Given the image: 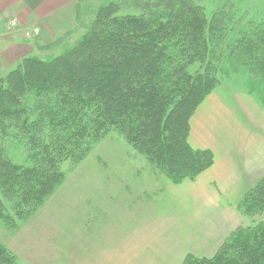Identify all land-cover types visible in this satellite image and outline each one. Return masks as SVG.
<instances>
[{
    "label": "rangeland",
    "instance_id": "obj_1",
    "mask_svg": "<svg viewBox=\"0 0 264 264\" xmlns=\"http://www.w3.org/2000/svg\"><path fill=\"white\" fill-rule=\"evenodd\" d=\"M147 2L80 0L71 31L49 41L28 40L32 53L12 67L0 65V77L25 58L47 61L63 54L100 18L140 17ZM180 2L197 9L208 26L204 58L185 72L217 80L190 120L215 135L248 131L264 139V80L235 51L238 39L264 38V0ZM47 99L51 101L41 98L43 106ZM27 104L25 115L0 127V163L48 169V177L54 178L32 195H27L32 191L27 179H14L23 203L17 192H6L0 168V264H191L214 257L235 231L221 240L233 223L195 186L202 173L175 184L162 163L120 131L111 128L87 137L81 120L78 128L60 132L51 117L36 122L34 98L25 100ZM54 139L61 144L53 151ZM192 186L201 192L194 191L196 198L189 196ZM239 204H230L237 227L251 229L264 220L240 214L242 204V209L235 208Z\"/></svg>",
    "mask_w": 264,
    "mask_h": 264
},
{
    "label": "trees",
    "instance_id": "obj_2",
    "mask_svg": "<svg viewBox=\"0 0 264 264\" xmlns=\"http://www.w3.org/2000/svg\"><path fill=\"white\" fill-rule=\"evenodd\" d=\"M148 1L154 5L145 3L140 17L100 18L63 54L47 61L25 58L0 77V127L25 115L28 104L24 106V101L34 98L31 113L38 116L36 122L51 117L61 132L78 128L83 120L82 132L87 137L114 128L162 163L175 184L191 181L209 169L212 153L192 149L188 143L189 120L217 80L185 72L204 58L206 19L180 0ZM235 45L241 62L257 70L264 80V38L260 41L250 35ZM41 98L52 102L47 99L43 106ZM60 144L54 139L53 151ZM64 144L70 147L68 141ZM0 165L9 193H18L20 184L14 179H27L32 190L27 195H32L54 178V174L48 177V169ZM239 203L245 217H264V177ZM193 261L191 264H264V220L251 229L238 227L211 259Z\"/></svg>",
    "mask_w": 264,
    "mask_h": 264
},
{
    "label": "crops",
    "instance_id": "obj_3",
    "mask_svg": "<svg viewBox=\"0 0 264 264\" xmlns=\"http://www.w3.org/2000/svg\"><path fill=\"white\" fill-rule=\"evenodd\" d=\"M79 1L0 0V65L12 67L22 57L32 53L30 42L24 39V28L37 27L39 39L48 41L71 31L75 26ZM12 19L18 25L9 28L8 22ZM207 130L208 127L204 129L193 119L190 120V146L208 149L214 157L212 166L198 176L195 186L203 188L201 192L206 196L207 203H217L214 207L228 218V224L233 223L222 233L223 240L238 228L230 204H238L244 194L264 177V139L248 131L238 134L228 132L226 136H220ZM262 133L258 135L262 137ZM194 187L189 196L196 198L194 191L197 194L201 192ZM235 211L238 212L237 209Z\"/></svg>",
    "mask_w": 264,
    "mask_h": 264
},
{
    "label": "built area",
    "instance_id": "obj_4",
    "mask_svg": "<svg viewBox=\"0 0 264 264\" xmlns=\"http://www.w3.org/2000/svg\"><path fill=\"white\" fill-rule=\"evenodd\" d=\"M17 24V21L12 19L8 22L9 28L15 27ZM40 31L37 27H32L30 29L24 28V39L26 40H34L35 38L39 37Z\"/></svg>",
    "mask_w": 264,
    "mask_h": 264
}]
</instances>
